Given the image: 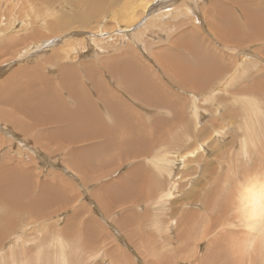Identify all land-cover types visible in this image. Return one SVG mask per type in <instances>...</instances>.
I'll list each match as a JSON object with an SVG mask.
<instances>
[{"label": "bare ground", "instance_id": "1", "mask_svg": "<svg viewBox=\"0 0 264 264\" xmlns=\"http://www.w3.org/2000/svg\"><path fill=\"white\" fill-rule=\"evenodd\" d=\"M17 1L18 0H0V8L6 3H9L10 6H12V4L17 6ZM83 1H88L90 7L82 10L83 12L81 11V14L95 16L98 19H87L85 23H81L77 19H73V22H76V25L80 24L81 26L91 23L96 29L95 31L83 28L82 31H74L69 33L68 30L76 25L64 24V18H59L58 10L51 11L53 0H28V2H30V7L33 5L35 6V12L32 13L29 11L28 14H23L21 12L22 14H18L16 16L11 13L7 22L5 23V27L0 29V43H8L7 46L5 45L0 47V76L4 74V77H0V157L2 159L5 156L12 157L10 163L3 164L4 159L2 160V163H0V193L4 195L2 198L3 200L1 199L0 201V207L5 209L8 206H14L11 208L13 211L15 210L21 213L29 211L32 213V215L36 216L41 213L40 211H43L40 208L41 206L48 207L52 201H54V204L55 201L57 202L54 209L55 211L59 212L70 208L73 202L77 204L80 201V197L82 195L80 190L76 187L75 189V185L73 183V185L69 183L63 173L54 170L49 171L51 175H48L45 180L40 183V186L37 185L39 187L37 188L40 190H38V194L35 195L32 189H34L36 183H39L40 174L38 173V169L40 170V173H43V169L40 166V162L33 163V168L34 171L36 170V172H33V170H31L29 167L23 168V166H19L20 159L33 158V160H37L36 158H41L39 156H42V158L51 157V159L55 160L53 165H61L65 169L71 167V169L75 170V173L77 171L79 174H77L78 177H80L84 182L83 184L90 185L95 182V179H90L89 176H84L85 174H89L90 171L85 169V167L88 168V166H86L87 157L85 155L83 156L82 154L87 151L95 150L98 155L101 156L104 153L108 154L112 150L116 151L117 149H125L121 151V153L125 160H127L126 172L132 177V182H136L141 187L140 193L136 195V199L134 198L132 201L134 203L132 204L142 206L144 200L149 199L151 196H155L157 202L159 203V207L157 208L159 214L157 213V215L160 216V213L166 209V201L167 198L170 197L171 189L176 190L179 188L180 192H185L186 190L181 188L180 185L177 187L178 182L175 180H170V178H173L172 176L175 172L174 168L178 166L180 157L177 155L174 156V159L170 158L165 146L158 150V154L151 158H147V160L150 161L155 168V177H153L146 170V162H143V160H140L139 164L135 162V158L141 157L142 154L135 152L134 148L143 146L145 149H149L150 140L147 141L142 132H134L135 130L133 129L134 127L136 129V127L140 125L141 121V124L144 125V120H148V118L145 114L144 115L146 118H142L141 115L136 112L135 108L130 105L131 103L127 104L122 99L123 94H118L111 86L110 81L115 84L118 81L120 86L124 85L122 88L129 92H126L127 95L133 101L136 100L138 105H147V107L152 106L154 108L162 109L168 108L173 112L171 115H163L152 119L153 121L150 120L152 123H148V125H171L177 122H180L179 124H186L189 122L192 125L193 121H195V125H197V122L199 123L201 120V115L203 116V112L201 111L202 109L197 107V103L195 102V94L198 93H195L196 89H203L204 87L210 86V84H212V91L209 93L211 98L218 99V93H235V95H238L239 98L240 96H243L248 99L246 94L239 92L240 89L249 90L248 86H241V84L245 79V75L253 70H250L249 67V63H251V61L246 60L249 58L244 56V47L246 45L264 40V14L258 13L260 12L258 10L262 5H259V3H257L255 0L253 2H249V0V3L245 0H229L227 1V4H223L217 0H208V6L205 8L203 15L204 25L209 30L207 34L215 38L218 44L224 50L228 51L232 56H240L242 60L236 70H232V72L228 75L230 70L229 65L231 66L229 62L225 70L221 65L223 59L212 53L207 48L206 51L202 52L203 56L200 58L201 52L198 51L200 48L194 44L190 38V27H187L184 24L177 25L179 20L195 18L194 7L189 0H185V2L190 5L192 12L188 17H185L184 13L182 12L177 16V18L172 20L170 23V28L168 29V40L170 39V41L167 40L166 43H161L157 46H154V43L146 42L147 38L143 39V41L146 43L144 48H140L141 54L136 51L127 50L129 43L127 41H122L121 32L119 30L131 32L138 29H144L145 34H147L146 32L148 29V23L147 19L144 20L143 18L147 17V15L149 16L150 11L156 8L158 10L162 8L168 9L161 11L158 16L167 15V13H173L172 15H175V12L173 11L174 8H170L176 5L179 0H139L138 4L142 8V12L138 17L136 15L137 11L132 9V7H129L126 10V13H124L123 10L118 11L117 15L116 13H112L109 20H115L117 16L116 23L106 24L102 28L104 32L108 31L106 42L93 46L91 45V42L96 41L94 38L83 39V41L86 42L85 45L81 43V41L80 44L77 42V39H79L81 34L80 32H86L85 34L97 32L98 23L105 19L103 18L100 20V17L103 14L100 7V2H111L114 6L118 0ZM21 2L22 5H26L24 0H21ZM197 2L199 5H201L205 2V0H197ZM124 4H134V0H124ZM249 6H252V11L248 9ZM263 9L264 8H262L261 11L264 13ZM236 10L237 12H235ZM255 11L258 14H255ZM145 13L146 15H144ZM44 14H47V16H44ZM217 14L218 16H216ZM140 17L142 19H138ZM216 17L217 19L219 18V20H217ZM239 19H243L244 23L242 24L239 22ZM60 21H62L61 24ZM175 25H177L176 30L174 29ZM195 28H198L201 31V26L195 24ZM103 31L101 33H104ZM60 32H62L63 35L64 32H68L64 36L65 39L63 40V45L58 46V43H56V46L51 47L53 42L51 39L56 38L55 35H61ZM201 32L205 33L203 31ZM245 32H247V34H245ZM73 34L79 36L77 39L73 40L75 46L68 47L65 43L67 41L66 37H70ZM82 35L84 34H81V36ZM61 38H56L55 42H61ZM196 40L199 43H207L209 41V39L203 35L197 36ZM18 47L20 48L17 49ZM169 47L174 51L169 49ZM201 48H203V46ZM10 50L15 51L16 56L18 55L19 64L17 67H13L11 65L8 66L7 70H5L6 68L3 70V65H5L6 62H9L10 59L14 58L9 57L6 59V56H8L7 53H9ZM86 51H92L90 55H87L89 59L87 57H82L83 55H86ZM185 51L189 52L192 61H189L185 56ZM147 54L151 55L154 61L160 66L157 69L158 71L153 65L145 60L148 57ZM195 55L196 57L199 56L197 57L198 61L204 59L201 61L202 65L199 67L197 66L200 64H195ZM210 56L215 57L214 60L216 61H214L213 65L209 63L211 66H209L207 63L209 61H207V58H212ZM40 60H42V62L44 61L49 63V69L42 65L44 62L38 64L40 63ZM186 64L189 66H186ZM251 65H253L251 68L255 66L253 63ZM44 68H46V70L48 69L50 73L47 74L44 71ZM51 72L54 73V76L51 75ZM81 74L85 75L87 81L81 80ZM260 74L261 73L256 75V77H260ZM218 76L221 77L217 78ZM54 77L55 79H53ZM223 79L225 80L221 84L217 85L218 82ZM255 81L258 82L259 80L255 79ZM84 82H89L93 89L91 88L92 90H89L88 87L85 86L86 84ZM263 83L264 80L262 79L257 85H264ZM255 84L256 83L254 82V84L250 86L255 87ZM175 86L183 90L177 91L174 88ZM187 94L191 96L190 106L189 97L186 96ZM254 97L255 95L251 94L249 98V104L250 107L253 105V108L251 107L253 110H250L251 115L252 113L255 114L254 121L252 120L253 118L250 120L255 123L257 119L260 120V116L262 117L264 113H260L259 116L257 114L258 111L254 110L256 105L260 106V103L257 104V98ZM232 98L234 100L235 96ZM208 99L209 98H207V100ZM237 101L239 102L240 100L237 99ZM181 104H183L184 107L185 105L186 107L189 106L190 114L188 113L187 115L185 112H182V110L179 109ZM245 104L249 106L248 102H244V105ZM100 106H102V110L100 109ZM261 107H258L257 109L259 110ZM142 108L143 107L140 109ZM216 109H220V107H217ZM256 115L259 117L257 116L258 118L255 120ZM252 121H249V123ZM110 122L115 124L118 123L117 128H121V131H119V129H111V127L108 128L107 126H111L109 125ZM247 122L244 124H247L248 126L249 123ZM176 126L174 127L177 128ZM250 126L257 127V124H252ZM250 126L246 130L250 131L252 128ZM180 128L181 131L183 127L181 126ZM246 130L244 128L243 131L245 132ZM5 132L9 133L14 138H7L5 140ZM165 133L167 134L168 132ZM187 136L188 134L185 136L183 135L182 137L180 136L179 141L181 144H184V139ZM157 137L154 138L158 140ZM185 140L187 141V139ZM18 142L21 144L20 148H29L34 154L27 149L21 151L14 149L13 147ZM230 144L232 145L231 141ZM261 145L262 144L260 141H258V139H255L252 135H246V133L241 140V148L246 154L248 153L247 149H254V147H256V150L258 151ZM203 147L204 146H202V148ZM223 148L226 147L224 146ZM83 149L86 150L84 151ZM198 149H200V147L196 146L195 150H197V152ZM197 152L192 149V156L195 158V154H197L196 158L203 160V153H200V151L198 153ZM221 161L224 162V160ZM173 166L174 168H172ZM114 170L118 171V169ZM263 171L264 170H262V172ZM230 172L228 171L227 174H225L224 179L220 183L232 182V177L233 179L235 178L234 176L236 174V169L235 173L233 174L234 176L232 175V172L234 171L232 170V172ZM111 173H113V170H111ZM254 173L253 175H255ZM95 174H97V172ZM246 175L247 177H252V175L249 173ZM247 177L243 181H249H246L247 183H240L238 181L239 185L236 184L238 186L236 189H234V191H236H228V194L223 201L220 200V194L224 190V186L226 184L223 186L219 184L213 189H211L210 185L206 188L202 186L204 188L203 190L205 191L203 192V196L200 197V193L197 194L196 192L198 191H195V200L194 198L192 199V203H196V206L200 208L202 206L201 204L204 205L205 209L210 208L211 201L213 200L216 202L219 201V203L216 205L220 204L223 206V216L225 217L222 216V218L213 221L211 226H208V228L213 226H219L220 228L222 227L218 232L219 237H214L213 240L212 236H210L211 239H208L209 235L207 232H210L209 234L211 235L212 233L209 231V229H207V236L203 235L201 237L202 240L200 239V241H204L203 237L207 238L208 242L210 243L212 240V245L208 244L207 247L210 246L216 248L215 250H213V248L210 252L212 253V251H215L222 255L220 258L224 263L230 262L231 264H234L235 261L233 255H235L238 264H253L258 257L261 261V264H264V175L262 179H260L263 180L262 182L257 181V176L254 177L255 179H249V177L247 179ZM100 180L102 182V178ZM234 180L236 181V179ZM118 181L119 184L128 186L129 180H127L123 174L119 177ZM103 182L106 183L105 181ZM116 182H112L114 186ZM167 182L170 184V187L165 186L167 185ZM200 182L201 180L197 185H199ZM101 184V189H98L100 192L97 191V188H92V190L89 191V194L101 207L105 218H111L110 215H112L116 209H120L119 215H117V217H114L113 215L114 218L112 217L113 219H111L115 221L117 227L121 233L125 235L127 241L129 240L133 246L141 251H147L150 246L156 243H159L157 244L158 246H162L163 242L159 241L156 233L153 230V227L157 226L159 231L162 232L161 225H157V216L152 215L148 208L143 212H135L132 209L133 205L131 204L130 206V204L124 201H121L118 205H116L114 200L115 192L114 194L112 191L110 192V184ZM127 186L124 187L128 188ZM157 188L161 190L157 191ZM61 189L63 190L61 191ZM60 191L61 193L67 192L66 195H69L70 198L68 196L66 198L69 199L66 200L61 195L59 197L58 194ZM76 191L79 192L76 193ZM193 191V189L189 190V192L187 191L188 193H185L183 198H191V193ZM205 200H207V204L203 203ZM208 200L210 202H208ZM77 205L78 207H73L74 210H77L78 208L81 209L79 203ZM83 206L84 209L86 205ZM191 210H193V208H191ZM77 211L80 210L78 209ZM173 211L175 212V215L181 214L180 217L183 218V208H181L180 211L178 209H174ZM190 212L195 213V215L197 214L195 211ZM232 213H234L235 220L233 218V220L230 221L229 217ZM141 214L142 218H140ZM1 216L2 217L0 218L2 219L4 216L3 213ZM132 216H134L136 219H133ZM74 217H76V215ZM3 219L5 220V218ZM228 219L230 221L229 224L226 222ZM5 222L11 226L13 219H6ZM177 222V226L182 225V221L179 218ZM224 222H226V224L223 227ZM134 223H137L136 226ZM219 223L221 226L216 225ZM112 225L114 226V224ZM87 226L88 225H86V227ZM127 227H129V230H127ZM4 233L7 235L8 230L0 229V237L2 235L4 236ZM146 234L147 236L149 235V239H144V235L146 236ZM6 235L4 236L5 238ZM179 237L182 238L181 235ZM86 238L88 239V237ZM4 239H2V241ZM137 239H139V243H135ZM20 240H22L21 235L17 236L13 240V243H17ZM57 242V245L60 247V260L62 264H67L68 259L66 258V254H64L66 245L60 239H57ZM14 245L12 244L11 248H13ZM89 245H91L90 241ZM15 247L16 245L14 248ZM181 250L182 248L178 246L177 251ZM145 251H143V253ZM219 254L218 257L220 256ZM214 255L217 254L214 253ZM26 257L28 258V256ZM204 257L205 259L208 258V256ZM37 259L40 263V255H38ZM22 264H30V262L26 259L22 262Z\"/></svg>", "mask_w": 264, "mask_h": 264}, {"label": "rangeland", "instance_id": "2", "mask_svg": "<svg viewBox=\"0 0 264 264\" xmlns=\"http://www.w3.org/2000/svg\"><path fill=\"white\" fill-rule=\"evenodd\" d=\"M189 1L193 4L194 12H195V18H186L184 20H179L177 25L178 24H184L185 26L190 27L191 41L194 44H196L201 50V51L198 50L199 52H201L200 58H202V56H203L202 52L206 51V48H207L212 53H214L215 55H217L221 59H223L221 65L223 66V68L225 70H226L227 64L229 62L231 64V66L229 65V69H230L228 72V75H229L232 72V70H236L239 63L242 62L241 57L240 56H237V57L232 56L228 51L224 50L218 44V42L215 38H213L212 36L207 34L209 32V30L204 25V16L203 15L205 12V8H207V6H208V0H205V2L202 3L201 5L198 4L197 0H189ZM217 1H219L223 4H225V3L227 4V1H229V0H217ZM245 1L248 2L249 0H245ZM253 1L254 0H252V1L250 0L249 2H253ZM255 1H257V3H259V5L260 4L262 5L258 10L260 12H258V11L257 12L259 14H264L261 11V9L264 8V0H255ZM24 3L26 4L25 6L22 5L21 0H18L16 3L17 6H14L15 4H12V6H10L9 3H6L0 8V29H3L5 27V23L7 22L8 17L11 15V13L14 16H16V15H18V14L20 15L22 13L28 14L29 11H31L32 13L35 12V6L33 5L30 7V2H28V0H24ZM138 3H139V0H134V4L125 5L124 0H118L113 6L111 2H106V1L100 2V7H101L102 12H103V14L100 17V20L103 18H105V19H103L102 22L98 23L97 32H90L87 34H85L86 32H80L81 34H84L82 36H81V34H80V36L73 34L70 37H66L67 38V41L65 42L66 45L68 47H74L75 44L73 43V40L77 39L78 36H79V39H77V42L79 44L81 41V43H83L85 45L86 42H84L83 39H87V38L96 39L95 42H93V41L91 42L92 46L106 42V38L108 37V31L104 32L102 30V28L106 24H115L116 19H117V16H116L115 20H109L110 15L112 13H116V15H117V12L120 10H123V12L126 13V10L129 7H132V9L137 11V13L136 12L135 13L138 17L142 12V8L140 7V5ZM250 4H252V3H250ZM252 5H255V4H252ZM89 7H90L89 2L83 1V0H53L51 11L58 10L59 18L60 17L64 18V24L76 25V22H73V19H77L81 23H85V21L87 19H98L95 16H87V15L81 14L82 10L87 9ZM29 8H30V10H29ZM140 8H141V11H140ZM172 8H174L173 11L175 12V15H172L173 13H167V15L158 16L161 11H163L167 8H162L160 10H158L156 8V9H153L152 11H150L149 16L147 15V17L143 18L144 20L147 19V23H148V26H147L148 29L146 32L147 34H145L144 29H138V30L131 31V32H128L126 30H119L121 32L122 41H127L129 43L127 50L136 51V52L141 54L140 48H144V45L146 42H152V43H154V46H157L158 44H161V43H166V41L169 38L168 37L169 36L168 35V29L170 28V23L172 22V20L177 18V16L179 14H181L182 12L184 13L185 17L186 16L188 17L190 15V13L192 12V9H190L191 8L190 5L188 3H186L185 0H179L177 2V4L172 6L170 9H172ZM248 9H250L252 11V6H249ZM138 12H140V13H138ZM235 12H237V10ZM258 13H256V11H255V14H258ZM144 15H146V13ZM44 16H47V14H44ZM216 16H218V14ZM181 18H182V16H181ZM237 18H238V15H237ZM138 19H142V18L140 17ZM216 19H217V17H216ZM217 20H219V18ZM61 22L62 21H60V24H61ZM239 22H241L242 24L244 23L243 19L242 20L239 19ZM195 24L201 26V31H203L205 33H202L198 28H195ZM149 25H150V27H149ZM177 25L174 26L175 30H176ZM83 28L93 30V31L96 30L94 28L93 24L89 23V24H86L84 26L77 24L76 26L70 28L68 30V32L72 33L74 31H77V32L82 31ZM102 31L104 33H101ZM68 32H64V35L62 34V32H60L61 35H55V37L57 39H60L62 37L61 42H59V41L55 42L56 38H52L51 41H53V42H52L51 47L56 46V43H58V46L63 45V43H64L63 40L65 39L64 36ZM150 33H151V35H150ZM194 34H195V41H194ZM245 34H247V32H245ZM200 35L207 37L209 39V41L207 43L197 42L196 37L200 36ZM146 38H147V41L144 42L143 39H146ZM168 41H170V39ZM7 44H8L7 42L0 43V47L5 46V45L7 46ZM114 44H115V42H114ZM92 46H91V48H92ZM202 46H203V48H201ZM19 48L20 47H18L17 49H19ZM244 48H245L244 56L246 58H249L246 60L251 61V63H249V67H250V70L251 69H253V70L248 72L245 75V79L243 80V83L241 84V86H248L249 90L240 89L239 92L242 94H246L248 99L246 97H243V96H240V98H239V96L235 95V93H222V94L218 93L217 97L219 100L217 98H211L209 96L210 95L209 93H211L210 91H212L211 90L212 84H210V86H207L208 88L204 87L203 89H200V88L196 89L195 93L198 92L197 93L198 95L195 94V102L197 103V107L199 109H202L201 111L203 112V116L201 115V120L199 121V123L197 122V125H195V121L192 122V125L189 122H187L186 124H182V123L179 124L180 122H177V123H174L175 125L174 124H171V125H158V124H156L154 126L150 125V124L148 125V123H152V121H153L152 119H154L156 117L163 116V115L164 116L171 115V114H173V112L171 110H169L168 108H165V107H164L165 109H162V108H154L152 106L150 107L149 105H148L149 107H147V105L145 106L143 104H142L143 106L138 105V102H136V100L133 101L127 95V93H129V92L127 90L125 91V89L122 88V87H124V85L120 86V83H118V81H117L118 84L116 83L117 85L110 81V84L114 88V90L118 94L119 93H121V95L123 94L122 99L127 104L131 103L130 105L133 108H135L136 112H138L142 118H146V116L148 118V120H144V122H143L144 125L141 124L142 121H141L140 125H138L139 127L137 125H134V126H137L136 129L134 127V129H133V130H135L134 132H136V131L142 132L145 136V139L147 141L150 140V143H149L150 148L149 149H145L143 146H138V147L134 148L135 152H139L140 154H142L141 157L135 158V162L137 164H139L140 160H143V162H146L145 163L146 170L153 177H155V175H154L155 168L152 165V163L147 160V158H151L154 155L158 154V150L162 147H165V146H166V151L168 152V156L170 158L174 159L175 158L174 156H177V155H178V157H180V160L178 161L179 162L178 166H176L175 168H174V166L172 167L175 169V172L172 176L173 178H170V180L171 181L175 180L176 182H178L177 187H179V185H180L181 188H184L186 190H185V192H180L179 188L176 190L171 189L170 197H168L167 201H166V209H164L160 213L161 214L160 216L157 215V213H158L157 208L159 207V203L157 202L155 196H151V197H149V199L144 200V203L142 204V206L132 204V203H134V202H132L134 200V198L136 199V195H138L140 193L141 187L136 182H132V177L126 172L127 171V167H126L127 166V160H125L124 156H122V153H121V151H123L125 149H117L116 151L112 150L108 154L104 153L101 156L98 155V153L95 150L87 151V152L82 154L83 156L85 155L87 157V165L86 166H88V168L85 167V169L90 171L89 174H85L84 176H89L90 179H95V182L90 184V185L83 184L84 182L82 181V179L80 177H78L79 174L77 173V171L75 173V170L71 169V167H68L65 169L61 165H53V162L55 160L51 159V157L42 158V156H39L41 158H36L37 160H33V158L32 159L31 158L20 159V160L18 159L20 161V164H21V165L19 164V166H23V168L29 167L31 170H33V172H36V170L34 171L33 163H39L40 162V166L43 169V173H40L39 172L40 170L38 169V173L41 176L38 174L39 178H40L39 183H36V185L34 186V189H32V191H34L33 193L35 195H37L39 192L38 190H40V189H38L39 187L37 185L40 186V183L43 180H45V178L48 175H51L49 173V171H52V170L59 171V172L64 174L65 178L69 181V183H71V184L73 183L75 185L74 188L75 187L78 188L80 190V192L82 193V195L80 197V201L78 203H79V205L83 211L80 208H78V209L81 212L77 211L78 209L74 210L73 207H75V208L78 207V205H77L78 203L76 204L74 202H73L74 205L75 204L76 205L74 206L72 203V206H70V208L66 209L65 211H60V212L55 211L54 208L56 207V203H57L56 201H55V204H54V201H52L53 203L51 202V204H50L51 206L50 205L48 207L47 206H41L40 208L43 211H40L41 213L38 214L39 216L38 215H36V216L32 215V213L29 211L22 212V213L15 211V210L13 211L11 208L14 206H8L5 209L0 207V217H2L1 215L3 213V215L5 216V217L3 216V218H5V220L11 219V218L13 219L12 225L9 226L3 218L2 219L0 218V229H4V230L7 229L8 230L7 235L4 233V236L6 235V238L2 235L5 239L2 236L0 237V240H1L0 241V264H10V263L11 264H19V263L22 264V262L25 261L26 259L29 260L30 264H62V262L60 260V247L57 245V243H58L57 239H60L66 245V249L64 250V254H66V258L68 259L67 264H196V263L197 264H229L230 262L224 263L221 260L220 257L222 255H220L218 252L212 251V253H213V255H212V253L210 251L214 247L208 246L210 249L207 247L208 244L212 245V240L210 243V242H208L207 238L203 237L204 241H200V239L203 235L207 236V234H206L207 229H209V231H211V233H212V235H211V234H209L210 232H207L209 235L208 239H211L210 236H212L213 240H214V237H219L218 232H219V229H221L222 227L220 228L218 226L219 227L218 228L217 226H213V227L208 228V226H211L213 224V221L222 218L223 206L220 204L216 205L219 203V201L216 202L213 200V201H211L210 208L205 209L203 204H201L202 206L200 208V207L196 206V203L194 200H195V191H198L196 193L197 194L200 193L199 195L201 197L204 194L203 192H205L203 189L208 187L209 185H210L211 189H213L219 184L222 186L224 184H226L224 186V190L220 194V200L223 201L226 198L228 191H234V189H236L237 186L239 185V182L245 183L247 181V180L246 181H243V180L246 179V177H247L246 174H248V173L252 175V177L248 176L249 179H251V178L255 179L254 177L257 176V178H256L257 181L262 182L264 180V177H263L264 171L262 172V170H264V169H262V168H264V165H263L264 164V147H263L264 146L263 145L264 144V117H263L264 116V114H263L264 108H262V107H264V85H260V86L257 85L259 81H261L262 79L264 80V77H263L264 76V73H263L264 72V40L246 45ZM169 49H172V48L169 47ZM10 51H9V53H7L8 56H6V59H8L9 57H14V58L10 59L9 62H6L5 65H3V70L5 68H6L5 70H7L8 66H11V65L13 67H17V65L19 64L18 55L16 56L15 51H12V50H10ZM12 52L15 53V56H14V53H12ZM85 53H86V55H83L82 57H87V55H90L92 53V51H90V52L86 51ZM168 54H170V53H168ZM184 54L188 58L189 61H192L188 51H185ZM204 54H206V53H204ZM253 54H254V56H253ZM2 55H5V54H2ZM147 55H148L150 61L148 60V57H147V59H145L144 57L143 58L147 62H149L151 65H153L155 67V69L157 70L160 66L154 61V59L151 55H149V54H147ZM132 56H135V55H132ZM197 57H199V56H197ZM197 57L195 55L196 60L198 59ZM210 57H212V56H210ZM203 58H205V57H203ZM214 58L215 57L207 58V61L209 60L207 63L208 64L211 63V65H213V63L215 61ZM151 59H152V61H151ZM211 59H212V61H211ZM196 60H195V64L196 65L200 64L197 66V67H199L202 65L201 61H203L204 59L199 60L200 63L198 60H197L198 62ZM132 61H133V59H132ZM41 62H42V60H40V63H38V64H41ZM252 63L255 65L253 68H251V66H253V65H251ZM42 65L49 69V66H48L49 63L44 62ZM211 65L209 64V66H211ZM186 66H189V65L186 64ZM46 68H44V71L47 74H49L50 72L48 69L46 70ZM154 72H155V70H154ZM259 73H261L260 77L259 76L256 77V75H258ZM53 74L54 73H52L51 75H53ZM3 75L4 74H2L1 76L4 77ZM55 77L53 79H55ZM81 77L82 78L84 77L83 79L81 78L82 81L83 80L87 81L86 80L87 78L85 77V75L81 74ZM219 77H221V76H218L217 78H219ZM225 79L220 80L217 85L221 84ZM255 79L259 80V81L256 82ZM254 82L256 83L255 87H251L254 84ZM84 83L86 84L85 86L88 87L89 90L93 89L89 82H84ZM112 84H114V85H112ZM174 88L177 91L183 90V89L178 88L176 86ZM213 89H214V87H213ZM183 94H185V93H183ZM251 94L255 95L254 98H257V100H258L257 104L260 103V106L256 105L254 107V110L258 111L257 114L259 116H260V113L263 114L262 117L260 116V120L257 119L259 116L256 115L255 120L256 119L257 120L255 121V123L253 122L255 114L252 113V115H251V112H250V110H253L252 109L253 105H251V107H252L251 108L250 104H249V98H250ZM186 96L189 97V106H190V102H191L190 97L191 96H189L188 94ZM234 96H235V99L233 100L232 97H234ZM207 98H209V99L207 100ZM237 99H239L240 101L238 102ZM241 102H243V103H241ZM244 102H246V103L248 102L249 106H247V104L244 105ZM239 103H241V104H239ZM181 105H180L179 109H181L182 112H185L187 115H188V113L190 114L189 106L186 107V105H185V107H184L183 104H181ZM257 106L258 107L262 106L261 107L262 111H261V108L258 110ZM141 107H143V108L140 109ZM217 107H220V109H216ZM248 107H250V108H248ZM100 109L102 110V106H100ZM204 114L206 117L204 116ZM247 115H248V117L249 116L250 117L252 116V117L251 118L249 117V119H248ZM250 119H252L253 121ZM150 120H152V121H150ZM245 120H246V122L248 121L247 123H249V121H252V122H250L247 126V124H244V123H246ZM258 120H259V122H258ZM251 123L255 124V125L257 124V127L256 126L253 127L254 125L250 126V125H252ZM177 124H179V125L176 126ZM109 125H111V126H107L108 128L111 127V129H115V130L119 129V131H121V128H117L118 123L115 124L113 122H110ZM174 126H176L178 128L179 132H178L177 128H175ZM181 126L183 128L180 131ZM249 126L252 127L251 128L252 130L250 129L251 132L249 130H246L249 128ZM243 127L246 130L245 132L243 131L244 130ZM141 129H142V131H141ZM159 129H160V131H159ZM156 130H158V131H156ZM161 130H162V132H161ZM252 131H253V133H252ZM146 132H147V134H146ZM165 132H168V133L166 134ZM184 132H187V133H184ZM245 133H246V135H252L255 139H258V141H260L263 146L261 145V147L259 148L258 151L256 150V147H254V149L249 148V150L247 149L248 153L246 154L243 151V149L241 148V140L245 136ZM5 134H6L5 140L7 138H14L9 133L5 132ZM182 134L184 136L188 134V136L185 137V139H187V141L184 139V142H183L184 144H181L179 141L180 136L181 137L183 136ZM120 136H121V134H120ZM153 136L154 137L158 136L157 138L159 141L156 138H154ZM230 141H231L232 145L230 144ZM185 142H187L188 145ZM184 145H186V146H184ZM196 146L200 147V149H198V152L200 151V153H203V156H202L203 160H199V158L197 159L196 158L197 154H195L196 160L192 156V154H191L192 149L195 152H197V150H195ZM202 146H204V147L202 148ZM224 146L226 148H223ZM20 147H21V144L18 142L15 144V146L13 148L20 150V151L27 149L31 153H33L29 148H20ZM6 149H7V145H6ZM260 149H262V150H260ZM83 150L85 151L86 149H83ZM223 150H225V151H223ZM217 151H219V152H217ZM215 154L216 155L218 154V155L216 156ZM220 154L222 157L220 156ZM231 155H233V156H231ZM11 158L12 157H10V156H5L3 158L4 159L3 164L10 163ZM3 159L0 157V163H2ZM144 159H145V161H144ZM220 159L224 160L225 163L223 161H221ZM199 161H201V162H199ZM72 162H73V160H72ZM24 163H26V164H24ZM113 164L115 167L113 166ZM221 164H222V166H221ZM106 166H107L108 170L106 169ZM258 166H259V168H258ZM114 169H118V171H115ZM235 169H236V174L234 176L233 174L235 173ZM93 170H95V171H93ZM96 170H98V171H96ZM102 170H103V172H102ZM111 170H113V173H111ZM232 170L234 172H232ZM228 171L232 172V175L235 177L234 179H236V181L232 177L231 183H228V182L220 183L224 179L225 174H227ZM254 171H255V173H254ZM256 171H258V172H256ZM96 172H97V174H95ZM184 172H185V174H184ZM253 173L255 175L257 173V175L255 176V175H253ZM122 174L124 175V177L127 180L130 181V182L128 181V186L124 185V186H127L128 188L124 187L122 184H119L118 180ZM219 174H223V175H219ZM248 177H247V179H248ZM262 177H263V180H260V179H262ZM101 178H102V182L100 180ZM200 180H201V182L199 183V185H197ZM103 181H105L106 183H104ZM111 181L113 183L117 181L116 183H118V184L115 183V186H114V184ZM100 182L103 184H107V183L110 184V188H111L110 192L112 191L113 194L115 192L114 200L116 202V205H118L119 202L124 201V202L130 204V206L132 204L133 205L132 209L135 212H139V211L143 212L144 210H146L148 208L152 215L157 216V225L158 224L161 225L162 232L159 231L157 226L153 227V230L156 233V236L159 239V241L163 242L162 246L161 245L158 246L157 244H159V243L153 244L152 246H150V248L148 247L149 249L147 251L143 250V251H145L143 253V251L138 250L135 246H133L129 240L127 241L125 235H123L121 233V231L117 227L115 221L112 220L115 216L117 217V215H119L120 209H116L112 213V215H110L111 218L114 215V217L112 219L110 217L105 218V216L101 210V207L98 205V203L95 201V199L93 197H91V195L89 194V191H91L92 188L93 189L97 188V191H98V189H101L102 184ZM132 183H133V185H132ZM236 184H238V185H236ZM165 186L170 187V184H168V182H167V185H165ZM191 189L194 190L191 193V198H183L185 193H188L189 190H191ZM62 190L63 189H61V191ZM108 190H109V186H108ZM160 190L161 189L157 188V191H160ZM61 191L58 194L59 197L61 195L66 200L70 198L69 195H68L69 198H66V197H68L66 195L67 192L61 193ZM77 192H79V191H76V193ZM98 192H100V191H98ZM120 192H121V194H120ZM0 195H1L0 196V201H1V199L4 197V195H2L1 193H0ZM131 197H132V199H131ZM193 198H194L193 201L195 204L192 203ZM208 202H210V201L208 200ZM214 202H215V204H214ZM203 203L207 204V200H205V202L203 201ZM83 205H86V207L84 208L85 210L83 209V207H84ZM181 208H183V210H184V214H182L183 218L180 217L181 214L175 215V212L173 211L174 209H178L180 211ZM191 208H193V210H191ZM3 210H4V212L6 210V212L4 213ZM190 211H195L197 214L195 215V213H191ZM10 212H12V213H10ZM232 214H233V217H232ZM232 214L230 216L232 219L229 217L230 221H232L234 218V213H232ZM75 215H76V217H74ZM89 215H90V217H89ZM132 217H133V219H136L134 216H132ZM223 217H225V216H223ZM140 218H142V214H141ZM178 218L182 221V225H180V226H177ZM109 219H111V220H109ZM229 219H228V221H226L228 224L230 222ZM234 220H235V218H234ZM86 221H88V222H86ZM226 222H224V224L222 223L223 227L226 224ZM84 223H85V225H84ZM112 224H114V226ZM134 224L136 226L137 223H134ZM86 225H88L90 227H88V226L86 227ZM216 225L221 226L220 223L216 224ZM127 230H129V227H127ZM82 231H84V232H82ZM19 235H21L22 240L18 241L19 243L18 242L13 243L14 242L13 240ZM180 235L182 236V238L179 237ZM86 237H88V239ZM148 237H149V235L148 236H147V234H146V236L144 235V239L145 238L149 239ZM2 239H4V240L2 241ZM89 241H90L91 245H89ZM1 243L2 244L5 243V244L2 245ZM135 243H139V239H137L135 241ZM12 244L13 245L15 244L16 247L14 248V246H15L14 245L13 248H11ZM178 246H180L182 248L181 251H177ZM160 247H161V249H160ZM215 249L216 248H214L213 250H215ZM201 250H202V252H201ZM11 251H12V254H11ZM155 252H157V253H155ZM214 253H216L217 255H214ZM199 254L202 256L203 261L201 260V256ZM218 254L220 255L219 257H218ZM38 255H40V258H41L40 263H39V260L37 259ZM26 256H28V258ZM29 256H31V257H29ZM204 256H208V258L205 259ZM124 257H125V259H124ZM14 258H16V259H14ZM233 258L235 261L234 264H238L235 255H233ZM45 259H47V260H45ZM259 261L260 260L258 257L253 264H261V261L260 262Z\"/></svg>", "mask_w": 264, "mask_h": 264}]
</instances>
